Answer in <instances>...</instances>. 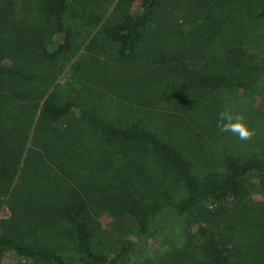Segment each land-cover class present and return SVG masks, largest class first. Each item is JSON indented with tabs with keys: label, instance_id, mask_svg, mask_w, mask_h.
Masks as SVG:
<instances>
[{
	"label": "trees",
	"instance_id": "1",
	"mask_svg": "<svg viewBox=\"0 0 264 264\" xmlns=\"http://www.w3.org/2000/svg\"><path fill=\"white\" fill-rule=\"evenodd\" d=\"M111 1L83 0L89 7ZM0 4V208L5 204L9 210L8 217L0 220V264L9 251L17 258L40 264H123L125 259L137 264H244L229 256L223 227L238 203L251 195L256 186L254 177L264 191V144L260 154L247 158L226 154L222 169H212L205 160L207 170L200 173L193 160V143L199 144L200 130H215L222 111L219 106L207 104L209 97L205 94L244 90L264 100V81L219 68L196 67L190 56L193 51L178 48L165 37L188 36L193 45H210L234 11L246 19H264V0H140L122 17L105 21L88 48L97 46L100 39L118 44V65L108 68L93 54L74 67L81 72V87L96 102L71 98L59 102L54 95L45 97L56 81L59 64L70 61L79 50L80 20L98 26L103 15L93 10L80 13L72 0H41L48 25L20 28L10 17L8 1L0 0ZM12 42H17V51L23 52L21 60L5 53ZM227 56L232 58L231 54ZM44 62L45 72L38 76L33 68ZM235 63L247 67L238 59ZM167 75L181 79L189 100L170 103L178 108L158 113L162 112L159 97L164 93L153 89V85L163 82ZM109 97L114 105H103L108 106L111 117L100 111L98 103V98ZM8 103L16 112L4 114L3 105L9 109ZM193 111L202 114V120L195 121L197 130L188 128L191 123L186 120L194 123L190 116ZM71 119L94 127L102 139L120 146V167L115 171L119 190L115 196L135 220L139 237L152 236V215L162 213L158 200L149 204L140 196L122 199V194L138 192L139 184L144 186L145 194L153 191L157 198L163 197L167 210L184 220L185 226L176 228V246L163 259H158L150 246L137 253L138 259L130 257L135 250L130 241L117 254L101 251L90 219L92 201L72 187L62 191L65 195L58 197L59 193L49 199L36 195L26 182L16 184L28 149L29 128L35 122L59 125ZM155 120H160L159 126L151 122ZM72 139L66 131L56 132L46 154L56 157L63 150L70 162ZM103 160V168L113 166L115 161L112 155ZM71 229L76 240L72 248L36 241L39 236L57 238ZM261 245L259 258L264 264V241Z\"/></svg>",
	"mask_w": 264,
	"mask_h": 264
},
{
	"label": "rangeland",
	"instance_id": "2",
	"mask_svg": "<svg viewBox=\"0 0 264 264\" xmlns=\"http://www.w3.org/2000/svg\"><path fill=\"white\" fill-rule=\"evenodd\" d=\"M5 1H8L9 4L10 17L14 18L16 25L20 28L45 27L48 25V18L44 16L40 8L41 0ZM119 1L114 0L113 2L103 3L98 7H89L84 4L83 0H72L78 12L83 13L85 10H93L92 12L103 15V22L97 26L88 24L85 19L80 20L77 27L79 50L70 61L59 64L56 81L48 90L45 99L54 95V98L59 102H64L69 98L80 102H96L81 87L82 85L79 83L81 72H76L74 67L84 57L93 54L108 68L118 65V44L107 39H100L97 46L88 47L105 21L122 17L128 9L132 10L138 6L140 0H125L118 7ZM221 27L210 45L208 43L206 46L202 44L193 45L191 37L188 36L178 38V36L170 34L165 39H172L174 46L178 48L183 50L189 48L193 51L194 54L190 56L192 60L195 59L194 66L196 67L219 68L229 73L244 74L250 78L264 81V19H246L234 11L230 21H225ZM5 49L7 55H11L15 60H21L20 56L23 52L17 51V42L16 44L15 42L9 43ZM234 51L236 52L233 55ZM228 54H231V59L227 56ZM237 59L239 62L245 63L247 67H242L240 64L236 65L235 61ZM36 65L33 71L39 76L45 72V62ZM105 71L108 73L107 76L111 77L108 70ZM180 80L178 76L167 75L163 82L154 83L153 89L164 93L159 97L158 107L162 112L158 113H168L170 109L178 108L170 103L180 101V99L189 100ZM205 96L209 97L207 99L209 105L219 106L221 110L229 109L233 112H243L247 116L250 127L256 130V134L251 140L242 141L231 133L220 132L217 127L215 130L206 131L205 133L200 130L202 137L200 141L197 139L199 144L194 142V148L190 144V147L194 150L193 160L196 169L199 172L206 171L205 160L209 161V166L212 165V169H222L223 158L229 153L243 158L260 154L261 147L264 144V100L252 92L234 89L214 94L207 93ZM112 97L114 96L112 95ZM98 103L103 114L109 113L107 111L108 106L114 105L110 97L104 100L98 98ZM104 103L108 106L103 105ZM8 105L9 109H6L3 105L4 114L16 112L14 106L9 103ZM181 112H184V109H181ZM38 113L39 109L35 112V120L38 118ZM115 113H118V111L115 110ZM190 116L194 123L186 118L191 123L188 128L193 127L197 130L198 124L195 121L202 120V114L193 111ZM151 122L159 126L160 120ZM29 129L28 149L16 179V184L26 182L32 185L36 195L49 199L55 198V195L59 193L58 197L65 195V192L62 191L67 187H72L88 197L92 201L90 219L95 231V239L100 250L107 254L119 253L123 245L130 241L135 247L130 257L138 259L137 253L150 246L155 256L158 259H163L176 246V228L178 225L185 226V223L182 217L177 216L176 212L167 210L163 197L157 198L153 191H147L148 194H145L144 186L141 184L137 187L138 192L133 191L128 196L121 195L122 199L127 200L140 196L144 202L149 204L154 200L159 201L160 212L162 213L152 215V236L142 239L139 237V229L135 220L123 210L121 202L115 196L119 190L117 187L119 178L115 174V171L120 167L118 162L121 157L119 145L102 139L94 127L82 123L78 119H71L59 125H37L35 122ZM63 131L74 137L71 141L73 148H71L70 153L73 158L70 162L67 156L64 155L65 151L63 152V150L56 157L52 156L51 158L45 150L47 146L51 147L54 143L56 132L62 133ZM108 155H112L115 161L113 166L107 167L108 165H106V168H103L100 164ZM253 180L256 186L252 189L251 195L238 203L223 227L227 238L229 256L231 259L240 260L244 264H260V251L263 250L261 243L264 241V191L258 184L257 177H254ZM142 194H144V197L141 196ZM174 197L176 198L177 194H174ZM8 215V207L4 204L0 208V220L8 217ZM37 240L44 243L42 245L58 248H72L76 245L73 229L66 231L57 238L47 235L42 238L39 236L36 238ZM1 264L40 263L17 258L12 251H9ZM123 264L137 263L125 259Z\"/></svg>",
	"mask_w": 264,
	"mask_h": 264
},
{
	"label": "clouds",
	"instance_id": "3",
	"mask_svg": "<svg viewBox=\"0 0 264 264\" xmlns=\"http://www.w3.org/2000/svg\"><path fill=\"white\" fill-rule=\"evenodd\" d=\"M217 128L222 133H231L242 141H248L256 134V130L247 122L243 112H233L225 109L219 112Z\"/></svg>",
	"mask_w": 264,
	"mask_h": 264
}]
</instances>
